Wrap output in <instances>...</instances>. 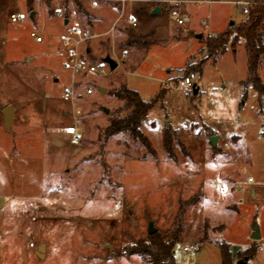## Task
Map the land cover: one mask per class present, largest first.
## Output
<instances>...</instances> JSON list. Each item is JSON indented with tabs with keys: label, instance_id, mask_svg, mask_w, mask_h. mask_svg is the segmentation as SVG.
Instances as JSON below:
<instances>
[{
	"label": "rangeland",
	"instance_id": "obj_1",
	"mask_svg": "<svg viewBox=\"0 0 264 264\" xmlns=\"http://www.w3.org/2000/svg\"><path fill=\"white\" fill-rule=\"evenodd\" d=\"M121 1L0 0V264H150L124 249L146 239L151 223L168 240L177 221L176 264H221L220 241L234 252L255 244L247 264H264V94L245 86L244 40L216 63L204 50L244 19L241 6ZM179 15L188 22L178 25ZM75 26L92 37L86 62L108 75L64 68L62 36ZM133 39L140 44L127 47ZM107 56L119 64L113 72ZM258 74L264 84V60ZM186 77L197 94L178 88ZM122 85L158 97L140 126L150 149L128 133L105 136L126 115L114 96Z\"/></svg>",
	"mask_w": 264,
	"mask_h": 264
},
{
	"label": "trees",
	"instance_id": "obj_2",
	"mask_svg": "<svg viewBox=\"0 0 264 264\" xmlns=\"http://www.w3.org/2000/svg\"><path fill=\"white\" fill-rule=\"evenodd\" d=\"M235 1L249 2V15L244 16L239 24L229 25L228 29L222 34L208 37L205 41L204 50L208 53V59L216 63L227 53L229 47L235 52L240 40H244L248 66L245 86L251 87L255 92L263 95L264 84L258 71L262 60H264V0ZM130 36L133 37L132 34ZM132 44H140V40L133 39L126 43L127 47ZM198 72L202 73L201 67ZM114 96L123 102V111L126 112V115L111 120L105 129V136L110 137L119 133H128L134 140L141 142L146 148L150 149L149 141L140 130V126L146 120L158 97L146 101L138 92L123 85L114 92ZM172 144V137L167 133L164 138V148L170 154ZM196 202V199L191 200L188 205H194ZM180 209L182 212L184 211L183 206ZM182 212L180 214H183ZM182 232V222L177 221L173 225V230L169 232L168 240L164 239L161 234L155 233L149 235L146 239H140L134 244L127 245L124 251L127 252L128 256L146 257L150 264H176L174 250L180 244ZM215 246L219 250L221 264H240L241 261L247 264L248 261L254 259L257 252L255 244L245 251L238 252L236 256L233 254L230 243L220 241L216 242Z\"/></svg>",
	"mask_w": 264,
	"mask_h": 264
},
{
	"label": "built area",
	"instance_id": "obj_3",
	"mask_svg": "<svg viewBox=\"0 0 264 264\" xmlns=\"http://www.w3.org/2000/svg\"><path fill=\"white\" fill-rule=\"evenodd\" d=\"M121 3L123 6H125L127 2L126 0H122ZM232 3L241 6V12L243 16L249 15V5H250L249 2L233 1ZM11 20L13 22H17L19 20V17L13 14L11 16ZM188 20L189 18L187 16L179 15L176 19V22L178 25H184L186 22H188ZM132 25L136 27L137 24L135 22H132ZM91 38L92 37L87 32H85L78 26L72 27L69 33L62 36V45L67 57L66 62L64 64V68L70 71L74 76L76 75L84 76L88 73H99L102 76H106L109 74V71L107 69L98 68L94 65L88 64L84 59V55H86L87 53V48L85 45L86 42ZM193 86L194 84L191 78L186 77L180 82L178 88L180 90L187 91V89ZM71 97L72 96L70 91H67L63 95V99L65 101H68ZM246 184L254 185L255 183L251 179H247ZM221 188L224 189L225 186L222 185ZM262 248L264 250V245ZM181 250L183 252L196 253L198 252L199 248L197 245H183L181 247Z\"/></svg>",
	"mask_w": 264,
	"mask_h": 264
},
{
	"label": "water",
	"instance_id": "obj_4",
	"mask_svg": "<svg viewBox=\"0 0 264 264\" xmlns=\"http://www.w3.org/2000/svg\"><path fill=\"white\" fill-rule=\"evenodd\" d=\"M160 12V9L159 8H155L152 12V15H156ZM68 23V21H66V24ZM230 26H233L234 25V22L231 21ZM201 37V36H199ZM104 62L109 66L110 70L113 72L115 71L119 64L114 60L112 59L110 56H107L104 58ZM99 91L102 92V93H105V90L104 89H101L99 88ZM198 88L196 87V85L193 86V92L194 94H197L198 93ZM106 113H108V110H105ZM3 115H4V119H5V129L6 130H9L10 129V126L12 124V121H13V109L12 107H7L4 111H3ZM210 142L212 144L213 147H216V142H217V137H212L210 138ZM156 233V229L154 228L153 226V223L150 224L149 226V232L148 234L149 235H153ZM261 235L259 233V229L257 227V225L255 224L253 226V233H252V236L251 238L254 239V240H258L260 239ZM240 264H246L244 261H241Z\"/></svg>",
	"mask_w": 264,
	"mask_h": 264
},
{
	"label": "crops",
	"instance_id": "obj_5",
	"mask_svg": "<svg viewBox=\"0 0 264 264\" xmlns=\"http://www.w3.org/2000/svg\"><path fill=\"white\" fill-rule=\"evenodd\" d=\"M152 12H153V11H152ZM151 14H152V13H151ZM64 23L66 24V21H65ZM67 24H68V23H67ZM67 24H66V25H67ZM67 33H69V32H66L65 34H67ZM65 34H64V35H65ZM87 53H88V50H87ZM254 195H255V192L252 191V196H254ZM232 251H233V250H232ZM238 252H239V251H236V252L233 251V254L236 256ZM240 252H241V251H240Z\"/></svg>",
	"mask_w": 264,
	"mask_h": 264
}]
</instances>
